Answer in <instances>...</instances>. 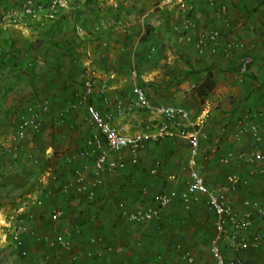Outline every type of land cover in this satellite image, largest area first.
I'll use <instances>...</instances> for the list:
<instances>
[{
    "label": "rangeland",
    "instance_id": "374dc122",
    "mask_svg": "<svg viewBox=\"0 0 264 264\" xmlns=\"http://www.w3.org/2000/svg\"><path fill=\"white\" fill-rule=\"evenodd\" d=\"M256 2L258 7L254 8L255 12L264 10V0H256ZM20 3L21 0H0V54L7 53L8 58L6 62L0 61V264H35L37 258H49V264H61L65 260V255L59 249L50 250L45 244L37 243L32 236L26 239L29 256L27 258L19 257L16 251L13 252L7 247L6 242L1 244L6 233L2 222L6 216L10 217L16 208L29 201V197L37 192L39 179L43 177L46 168L58 167L59 164L63 163L64 157H77L79 159L78 164L82 162L86 166L88 161L91 162L92 167H87L86 174L87 171H90V179L94 178V158L89 157L85 161L80 158L81 152L86 147V141L98 134L88 119L86 104L81 103V91H84V82L91 76L86 80L82 79L81 81L78 80L77 83L75 82L79 87L78 91H80L76 95L78 101L73 102L70 100L68 104L61 105L60 100L57 101L58 103L54 102L52 104L48 100V103H45L46 101L43 102L42 98H32L30 83H24L21 87L17 85L20 88L4 98L5 92H3V89L12 85L15 79L13 76L14 71L16 73L18 71L9 67L12 66V61H17L21 67L33 64V53H31L33 44L30 42V37L37 29L36 24L24 32L14 27L4 29L1 25V5L4 7H17ZM158 9L161 11L160 7ZM73 12L75 10L72 9L67 12V15ZM42 19L44 20V18ZM78 28L84 30L83 36L77 33ZM70 29L71 34L76 33V37L79 39L86 36L85 27L82 25L78 27V24L74 23L71 24ZM1 65L5 66V73L2 75ZM250 73L251 70L246 74L238 75L239 80L242 77L244 78L243 75H247L248 78ZM39 74L40 76H38L42 78L45 74L44 70L43 73ZM25 76L29 75L25 74ZM256 80L258 81V78L254 77L253 81ZM60 81V79L59 81L56 80L55 83L58 84ZM40 82L44 85V82L41 80ZM71 82L65 77L64 81L59 84L70 87L74 84ZM98 82L96 83L94 80L97 88L100 87ZM31 83L33 84V82ZM124 83L128 84L127 91L131 96L130 81ZM50 84L54 85L53 82ZM99 93L97 90L94 92L95 96L88 100L91 105H98L97 102L101 101L102 95ZM125 95L126 92L123 90L121 94L123 106H125V103L127 104V100H125L127 96ZM133 97L132 95L128 100L130 105L128 106L132 113V116L128 119L132 120L133 127H130L127 132L129 134L139 132L156 133L164 120L138 107ZM99 107L97 106V108ZM31 108L36 109L40 114L41 128L38 132L31 131L28 133V137L21 142L22 147L19 148L17 156L14 157L10 152L14 144L12 136L16 133L21 118L28 115ZM56 111L59 115L57 120H46L47 122H45L42 118L44 113H54ZM99 111L114 126L120 128L126 125L125 118L123 121L120 117L117 121L113 120L110 115L103 114L108 112L109 109H99ZM67 116L68 118H66ZM166 124L169 127L171 126L170 123ZM206 125L205 123L204 132L207 134V139L202 143L198 172L205 179L209 190L221 191L225 194L226 200L232 208L237 211H240L241 206L244 209L246 200L262 203L264 201V164H246L234 158L228 164L221 162V159L227 153L232 152L238 155L241 152L250 153L254 151L256 147L253 145L252 139L242 137L239 140L236 137V127L233 121L209 123V128L219 126L215 132L211 133L208 129L206 132ZM181 127H183L184 133H180L178 137H167L159 142L148 143L143 150V156L140 157L139 155L140 161L137 166H128L126 169L118 170L112 174H102V183L95 188V198L93 200L73 192L71 195L68 194L69 197H66L65 194H58L56 197H59L60 200L57 206L65 210L66 219L56 227L52 225L53 229H51L47 216H45L44 223L46 224H44L41 231L38 230L36 235L42 236L54 233L55 236L68 227L75 253L80 257L78 264H183L180 259L183 253H191L197 264H215L210 249V242L215 233V217L208 208L206 198L195 197L189 203H184L181 198L190 183V170L188 168L189 141L187 138L189 129L185 127L184 123ZM173 129H178V127L173 125ZM245 142L252 144L250 149L237 151L235 145ZM45 146H51L52 151L46 153ZM164 149L166 150L164 151ZM104 151L109 153L110 158L119 157L118 154L114 155L106 149ZM120 156L126 159L130 157V153L124 152ZM56 161H58V164L55 166L53 164ZM171 163L176 168L172 167ZM41 167L46 169L45 172L39 171ZM153 170L157 172L153 174ZM139 171H148L146 184L135 183V175ZM233 176L248 181V186L239 185L235 190H231L230 183ZM124 177L127 183L133 184L132 193L135 191V194L140 197L139 201L132 203L126 201L123 196L126 183L118 184L119 189L112 190L111 184L118 181V179H124ZM162 179L163 181H161ZM161 194L167 195L171 199L169 206L163 209H160L156 202V197ZM233 197H238L237 202H239L240 208L234 206V204L232 205ZM67 198H69V201L66 200ZM79 205L83 209L82 207L79 208ZM52 207L53 204L49 201L44 209H48L49 212ZM140 208L160 209L161 217L158 221L144 225H134L127 222L123 216L124 211H134ZM77 216L81 217L78 218ZM93 227H96L99 231H106V236L90 235L87 238L83 235V228L92 229ZM253 231L246 233L244 236L250 239ZM193 235L195 236L193 237ZM98 236H102L108 245L123 247L124 252L121 254L110 253L106 255L107 257L100 259L95 256L89 258L88 254L94 253L95 250L94 247L89 245V241ZM165 242H170L167 251L164 248ZM83 246L88 249L83 250ZM225 253L228 258L236 257L239 254L228 248L225 249ZM109 256L111 258L107 259ZM241 257L247 264H264V250H251L241 254Z\"/></svg>",
    "mask_w": 264,
    "mask_h": 264
},
{
    "label": "crops",
    "instance_id": "0c3cea01",
    "mask_svg": "<svg viewBox=\"0 0 264 264\" xmlns=\"http://www.w3.org/2000/svg\"><path fill=\"white\" fill-rule=\"evenodd\" d=\"M160 2L79 0V6L73 9L75 12L64 14L56 22L42 18L38 20L37 29L30 37L33 44L31 53L36 75L40 76L43 70L45 74L34 84L30 83L31 97L42 98L43 102L51 101L52 104L60 100L61 105L68 104L70 100L78 101L76 95L80 91L75 82L93 76L95 82L99 81L100 84V87H95V92L98 90L102 95L98 105H93L96 108L100 106L98 110L109 109L102 113L110 115L113 120L118 121L121 117L124 121L125 118L126 125L120 128L126 131L133 127L132 120L128 119L132 116L128 104L132 95L127 91L126 81H130L131 92L133 85H138L146 93L151 106L181 107L190 113L192 120L205 119L206 132L207 129L210 133L215 132L219 128H209L211 122L233 121L236 127L238 120L246 114L264 125V10L255 12L254 8L258 7L256 0H215L216 7H229V13L224 16L207 0H185L186 9L176 6L159 11ZM74 23L78 27H85L86 36L82 39L76 37L74 32L71 34L70 26ZM213 30L220 32L221 48L238 38L245 42L248 49L236 51L227 60L220 51L213 54L209 48H202L203 36ZM246 56L253 59L251 73L248 78L243 75L244 78L239 80L238 75H242L240 64ZM56 62L60 65L57 66ZM133 72H136V76H133ZM3 73L5 70L1 66V75ZM65 77L74 83L71 88L59 84ZM70 77L74 79L70 80ZM254 77L258 81H253ZM59 79L61 81L55 83ZM209 83L212 84L210 87ZM20 87H17L14 79L12 85L4 88L3 92L9 89L10 93L16 92ZM123 90L127 96L125 106L121 101ZM58 116L56 111L44 113L42 118L47 122L57 120ZM170 125L172 137L184 133L182 123ZM173 125L178 129H173ZM235 146L237 151H242L249 150L252 144L245 142ZM49 151H52L51 146L47 147L46 153ZM143 154L144 151H141L140 157ZM57 164L58 161L53 165ZM91 165L88 161L87 167L91 168ZM58 166L62 168V183L74 179L77 163L66 165L63 162ZM136 174L135 183H147L148 171ZM86 175L90 179V171ZM123 183H126L123 194L126 201H139L140 197L135 191L132 193L133 184L127 183L125 177L112 183V190L116 191L119 189L118 184ZM238 197L232 198V205L240 208ZM103 231L96 227L82 229L87 238L90 235L106 236V231ZM169 244L165 242L164 248ZM82 248L84 250L86 246Z\"/></svg>",
    "mask_w": 264,
    "mask_h": 264
},
{
    "label": "built area",
    "instance_id": "2783aa9c",
    "mask_svg": "<svg viewBox=\"0 0 264 264\" xmlns=\"http://www.w3.org/2000/svg\"><path fill=\"white\" fill-rule=\"evenodd\" d=\"M208 4L216 8L217 12L224 16L228 14V6L220 5L216 7L215 0H207ZM79 0H21L17 7L6 8L1 5V25L4 29L12 28L20 31H27L30 27L37 23L38 20L44 18L45 21L55 22L64 14L79 5ZM181 6L186 9L185 0H161L160 8H171ZM78 34L84 35V30L78 28ZM220 32L213 30L206 33L201 41L202 48H209L213 54L222 53L224 58H230L236 51L247 50V45L241 39L231 40L226 46L221 48ZM253 64V59L246 56L240 64V72L246 74L249 72ZM136 76V72H133ZM95 83L91 77L84 82V91L81 97V103L86 104V112L91 125L98 132L95 137L86 141V147L81 152L80 158L83 161L87 158H94L93 169L94 178L88 179L86 176L87 166L74 156L67 158V164L77 163L78 168L75 170L73 180L62 185L60 194L68 195L74 191L78 195L87 196L93 200L95 198V188L102 183L101 175L114 173L118 170L126 169L128 166H137L139 164L140 152L150 142H159L167 137H172L171 128L166 124L184 123L189 129L187 138L189 141V159L188 168L190 170V183L186 191L181 195L184 203H189L192 198L205 197L208 208L214 214V237L210 242L212 259L215 264H245V262L236 257L228 258L225 249L228 248L237 253H243L248 250L263 251L264 250V201L257 202L246 200L244 209L237 211L232 208L226 200L225 194L221 191H211L207 187L205 179L199 174V158L201 147L207 134L204 132L205 119L194 121L191 119L190 113L181 107L175 106H151L148 103L146 93L138 86L133 85L132 95L135 98L136 105L145 111H149L164 120L160 129L153 132H139L129 134L126 129L119 128L111 124V122L103 117L101 112L88 100L94 96ZM262 109L264 110V104ZM209 113H207L208 115ZM42 120L36 109L31 108L28 115L21 118L16 133L12 136V145L10 152L17 156L19 148L22 147L21 142L28 137V133L38 132L41 128ZM236 137L239 140L242 137H250L256 149L252 152L227 153L222 159L223 164L237 159L246 164H264V125L255 122L250 114H246L240 118L236 124ZM118 154V158H110L109 153ZM129 152L130 157H122V153ZM78 161V162H76ZM157 171L153 170V174ZM41 178L42 183L48 181L55 182L56 175L50 170L45 172ZM231 190H235L239 185L248 186V181L240 179L238 176L231 178ZM38 194V195H37ZM68 195V197L70 196ZM51 192L44 198L40 197L39 192H35L29 197V201L23 203L16 208L14 213L6 216L2 222L5 227L4 238L1 244H7L11 251H16L21 258H27L29 251L26 239L32 236L37 243L45 244L50 250L59 249L64 255V262L61 264H78L80 257L75 253L74 244L70 239L69 228H65L63 232L52 233L37 236V227L33 223L22 218L29 206H43L45 201L50 199ZM156 202L160 209L169 206L171 199L167 195H158ZM156 208H141L134 211H124L123 216L126 221L134 225H144L153 221H158L161 217V210ZM30 219H34V215H30ZM66 219V213L61 207H56L49 215L50 223L56 227ZM254 230L250 239L244 235ZM26 237V238H25ZM8 238V239H7ZM89 245L94 247V253L88 254L89 258H104L110 253L121 254L123 247L118 245H108L102 236L94 237L89 241ZM183 264H197L195 257L191 253H183L181 256ZM35 264H49V258H37Z\"/></svg>",
    "mask_w": 264,
    "mask_h": 264
},
{
    "label": "trees",
    "instance_id": "16d2710c",
    "mask_svg": "<svg viewBox=\"0 0 264 264\" xmlns=\"http://www.w3.org/2000/svg\"><path fill=\"white\" fill-rule=\"evenodd\" d=\"M11 7V6H10ZM6 8H9V6H6ZM64 17V16H63ZM245 43V42H244ZM223 49V48H222ZM234 54V53H233ZM252 58V57H251ZM6 60L8 61V58H7V53H1V57H0V61L1 62H6ZM56 65L58 66V65H60L59 63H57L56 62ZM253 65V64H252ZM3 68L5 67V66H3V65H1ZM10 68H12L13 70L14 69H16V70H18L17 71V73L15 72V74H14V78H15V82H16V84L17 85H19V86H21V85H23L24 83H31V82H33V84L38 80V78H39V76L38 75H36V73H35V71H34V66H33V64L31 65V66H29V65H27V67H26V65L24 66V67H21V66H19L18 65V63H17V61H12V66H9ZM252 67V66H251ZM25 74H28L29 76H25ZM24 79H25V81H24ZM74 78L72 77H70V80H73ZM212 84H213V82H212ZM212 84H208V86L210 87ZM10 89L9 90H7L6 92H5V95H3L4 96V98H6L5 96L6 95H8L9 93H10ZM3 96H2V98H3ZM262 107H263V105H262ZM252 117V119H253V116H251ZM44 149H45V151H46V149H47V146H45L44 147ZM67 158L68 157H64L63 158V162H64V164H67ZM37 162H39V161H37ZM47 164V163H46ZM49 164V163H48ZM47 164V165H48ZM68 165V164H67ZM47 169V170H46ZM46 169H43V167H41L40 169H39V171H44V170H46V172L47 171H52L53 173H54V175H56V177H57V180L55 181V182H50V181H48L46 184H44V183H42V181H41V178L39 179V186L37 185V191L39 192V194H40V197L41 198H44V196H46L48 193H50L51 192V195L52 196H50V199H48V201H45L44 203H43V206H41V207H37V206H29L28 207V210H27V212H26V214L25 215H22V218L23 219H25L26 221H28L29 222V224H31V223H33V226H37V232H38V230L39 231H41V229L43 228V226H44V224H46V223H44L45 222V216H47V219H48V223H49V225H51V229H53L52 227V224L50 223V221H49V215H50V213L52 212V210L54 209V208H56V207H58L57 206V204H58V202H59V197H56L58 194H60V191H61V188H62V185L64 184V183H62L61 182V171H62V168L60 167V166H56L55 168H46ZM45 172V171H44ZM43 173L41 172V175H42ZM58 185H60L59 187H58ZM66 197H68V196H66ZM66 200H68L69 201V198H67ZM49 201H51L52 202V204H53V207H52V209L48 212V209H44V208H46V203L47 202H49ZM64 210V209H63ZM65 211V210H64ZM47 214V215H46ZM30 215H34V219L33 220H31L30 219ZM46 226V225H45ZM49 229H50V226H49ZM50 229V230H51ZM251 232V231H250ZM249 232V233H250ZM248 233V232H247ZM255 233V231H253V234ZM26 238V237H25ZM169 249V246L167 245V247H166V251ZM249 251H251V250H248V251H246V252H243V253H239L236 257H238V258H240V259H242V257H241V254H245V253H247V252H249ZM236 257H234V258H236ZM181 259V258H180ZM243 260V259H242ZM182 261V260H181ZM182 263H183V261H182ZM215 263V262H214ZM245 264H247L246 262H245Z\"/></svg>",
    "mask_w": 264,
    "mask_h": 264
}]
</instances>
